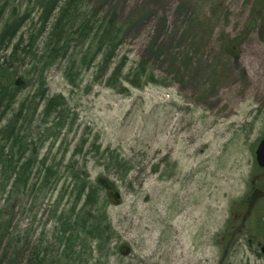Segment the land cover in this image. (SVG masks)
Returning a JSON list of instances; mask_svg holds the SVG:
<instances>
[{"label": "rangeland", "instance_id": "obj_1", "mask_svg": "<svg viewBox=\"0 0 264 264\" xmlns=\"http://www.w3.org/2000/svg\"><path fill=\"white\" fill-rule=\"evenodd\" d=\"M80 1L96 25L113 19L123 31L105 73L103 55L90 65V34L45 62L50 29L38 32V0H0V33L22 19L0 48V66L25 81L31 63L44 79L23 82L14 104L0 109V129L24 101L18 126L30 127L26 142L41 141L38 160L53 166L51 189L34 207L33 194L23 196L16 219L27 226L36 216L38 231H48L53 209L59 215L74 205L77 212V198L91 190L92 212L105 214L110 240L99 255L84 241L75 264H262L242 245L245 233L237 243L229 233L233 202L261 171L255 150L264 137V0ZM17 42L24 64L9 58ZM54 96L64 102L43 116ZM38 169L30 170L31 184Z\"/></svg>", "mask_w": 264, "mask_h": 264}, {"label": "trees", "instance_id": "obj_2", "mask_svg": "<svg viewBox=\"0 0 264 264\" xmlns=\"http://www.w3.org/2000/svg\"><path fill=\"white\" fill-rule=\"evenodd\" d=\"M38 3L43 8L42 14L39 17L40 24H38L40 29L38 32L43 33L44 30L50 29L44 42L43 49L41 50V55L45 62H51L58 58L60 51H67L70 44L75 45V42L85 41V36L90 34V43L86 50L88 52L90 51V65L98 56L103 55L102 62L100 63V73H105L109 68L108 63L111 61L116 43L121 41L119 39L123 33V31L115 25L116 21L111 19L107 22L105 18H101L100 23L96 25L93 21L94 16L91 17V15H88L89 13L82 10V3L80 0H38ZM55 9L57 10V15H51L52 11ZM51 17H53L54 22L49 25V19ZM21 21L22 19L10 20V22H7L0 33V37L2 36L0 42L9 40L10 37L15 35ZM75 24L76 26H74ZM261 35L264 37V22ZM30 42L29 49L32 47V43H34L32 37L30 38ZM20 44L19 42L14 47L16 53L19 51L18 46ZM92 51L93 53H91ZM86 58L87 57H81V63L83 65H85L84 60ZM73 60L74 59L71 58L68 63L73 62ZM40 62L39 60L34 63L39 64ZM117 71H119L118 67H116L112 71L111 76L106 79V85L113 86L109 82L112 77H115ZM130 84L138 86L136 83L130 82ZM15 92L16 90L14 89L10 92L5 87H0V103L4 102L6 97H10L9 95L15 94ZM51 108L52 106L47 104L43 113L48 114ZM21 114L22 110L17 114V121ZM26 132L27 131H24L22 125L14 130L6 127L0 130V164L2 167L0 171L1 189L6 190L9 187V191L0 197V206L3 204L11 208L9 203L13 202L14 195L18 196L22 194L28 187L31 191L35 186V183H29V186L25 188L23 186L20 187L22 184L20 182L21 175L23 176L26 172L30 175V170L34 166L32 160L29 158L22 161V147L27 141ZM51 184L52 177L46 176L41 187L44 191L50 190L52 187ZM84 199V204L77 212L72 210L68 211L70 215L68 218H71L74 228L70 227L66 229L62 227L66 229L65 231H70L67 236L65 235V231L60 232L66 240L72 243L63 246L55 245L50 250L40 248V245H30L28 242L29 232H27L24 236V241H22L18 235L21 230H17L13 223L12 210L1 209L0 207V264H70L69 255L76 254V251L79 250L78 257H80L84 251L82 247L86 244H84V241L86 242L87 240H89L90 243H95L94 249L101 254L103 245H105L110 238L111 228L108 225L109 223H107L105 214L92 212L95 203L94 192L91 190L87 191L86 194H84ZM89 203L90 208H88ZM53 210L57 211V208ZM81 215H85L87 217L86 220H90L89 225ZM71 231H73V233ZM60 239L61 237H58V243Z\"/></svg>", "mask_w": 264, "mask_h": 264}, {"label": "bare ground", "instance_id": "obj_3", "mask_svg": "<svg viewBox=\"0 0 264 264\" xmlns=\"http://www.w3.org/2000/svg\"><path fill=\"white\" fill-rule=\"evenodd\" d=\"M56 11V9L54 10ZM20 28V26L18 27V29ZM19 31V30H18ZM17 35V32L15 35H13L12 37H10L11 39L9 40H12L15 38V36ZM7 36V35H6ZM34 35L32 36H29V37H33ZM2 37V36H1ZM0 37V38H1ZM22 37L19 38V40L21 39ZM9 40H4L3 42H0V48L2 47V45L4 44V42H8ZM19 42H17L18 44ZM16 45V44H15ZM14 45V47H15ZM14 47L13 49H11L10 53H9V58L10 59H15V61L17 62H20V64H24L22 62H24V59L18 61L20 56H18V53H16L14 51ZM18 48L20 49V45L18 46ZM24 50V49H23ZM18 51V50H17ZM67 53V51H60V54L58 57L60 56H63ZM29 71L28 73L26 74V78H25V81H23L22 78H16L15 80L12 78H10V75H9V71L7 69H5L4 67H1L0 66V84H4V86L2 87H5L6 89H8L9 91H13L16 90L23 84V82H31L34 80V78H38V81L40 84H42V81L44 80L43 79V70L42 72H39L36 70L37 68L32 65L31 63L29 64ZM16 74H13L12 76H15ZM9 76V78H8ZM3 80H5L6 82H2ZM17 93L13 94V95H9L10 97H6V99L4 100V102L0 103V109H3V110H7L10 106H12L15 102V99L17 98ZM64 102L63 99L60 97V96H54L52 98H50L48 101H47V104H49L50 106L52 107H56V106H61V103ZM46 104V105H47ZM25 103L24 101L21 103V105L17 108L16 110V114L13 115L10 119H5V123L4 125L1 127V129L3 127H6V128H9V129H16L18 128V121L16 120V117H17V114L19 111H21L22 109H24L25 107ZM45 108V107H44ZM44 110V109H43ZM51 112V109L50 111ZM3 114H1L2 116ZM42 115L43 116H47L48 114H44L42 112ZM19 119L21 117H18ZM23 126V125H22ZM57 126V124L55 125ZM58 127V126H57ZM61 127V126H60ZM59 127V128H60ZM0 129V130H1ZM28 129V130H27ZM24 131H27L26 134H27V140L30 139V134L32 133V131H30V127L28 126L26 129H24ZM32 139V138H31ZM30 139V141H31ZM43 143L41 141H32V142H26L23 144V158H22V161L24 160H27L28 158L32 160V164H37L39 169H38V173L40 175V177H38L39 179H37V184L35 183L36 185V188L35 189H32L31 191L28 192V189L26 188L22 194H19V200H13V202H10L9 203V207L1 204V209H9V210H12L13 214H12V217H13V223H14V226L17 228V230H21L20 231V234L19 235V238L24 241V236L28 233V237H29V243L30 245H40V248H43V249H52L53 246H57V245H70L72 242L71 241H68L66 240V238L64 236H62V234L60 232H63L65 231L66 229H69L70 227L74 228V225H72V221H71V218H68L70 215H69V210H72V211H75L76 210V207L73 205V207H70L68 210H63V211H60L59 215H57V213L59 212L58 210L56 212H54V217L53 216V219L55 220L53 222V226L51 227L50 230L46 231L45 227H41L38 231V228H39V224H36L35 222L36 221V216H34V223L33 222H28L27 223V226H25V224L23 225L22 223H20L19 221L21 220H18L16 219V213L15 211L18 210L20 208V203L22 201V198L23 196L26 195V197H28L29 194H33V207H34V202L37 201V195L40 194V193H43L44 190L42 189L41 187V184L43 183V181L45 180L46 176L48 177H52L53 176V166L47 164L46 165V162H47V159L46 158H42L40 160H38V155H39V152L41 150V145ZM42 169V171H41ZM49 169V171H48ZM22 184L20 187H27L29 186V183L31 182V176L28 174V172L24 173V175L22 176L21 175V181H20ZM23 188V189H24ZM9 191V187L4 190V189H1V178H0V197L3 196L5 193H7ZM81 191V190H80ZM82 197H78L77 198V201L75 203H78L79 201H82V205L84 204V200L85 199H81ZM88 208H90V203L88 204ZM31 211H33L32 208H30ZM82 218L86 221V223L89 225L90 224V220H86V216L85 215H81ZM66 224V225H65ZM66 228V229H63V228ZM27 229H30V230H27ZM70 231H65V235L67 236L69 234ZM73 233V231H71ZM58 237L61 239L59 240V243L57 241ZM110 240V239H109ZM24 243V242H22ZM109 241H107L106 244H108ZM105 244V245H106ZM103 245V246H105ZM82 249H84V247H82ZM94 251L92 252V254L94 253L95 255H99V253L96 251V249H93ZM78 251H76V254H73V255H69L70 257V261L71 263L70 264H75L76 260L79 259L80 257H78ZM91 253H90V258H91Z\"/></svg>", "mask_w": 264, "mask_h": 264}, {"label": "flooded vegetation", "instance_id": "obj_4", "mask_svg": "<svg viewBox=\"0 0 264 264\" xmlns=\"http://www.w3.org/2000/svg\"><path fill=\"white\" fill-rule=\"evenodd\" d=\"M250 178L247 195L232 204L235 225L229 234L237 243L245 233L242 245L252 251L255 261L264 264V170L252 173Z\"/></svg>", "mask_w": 264, "mask_h": 264}, {"label": "water", "instance_id": "obj_5", "mask_svg": "<svg viewBox=\"0 0 264 264\" xmlns=\"http://www.w3.org/2000/svg\"><path fill=\"white\" fill-rule=\"evenodd\" d=\"M255 160L260 168H264V138L260 141L255 151ZM112 198L114 201H117L119 199V195L117 193H112ZM127 252L128 251L126 250V253Z\"/></svg>", "mask_w": 264, "mask_h": 264}]
</instances>
